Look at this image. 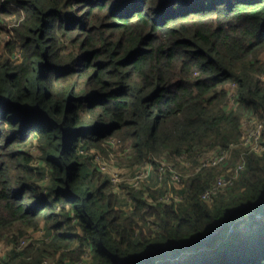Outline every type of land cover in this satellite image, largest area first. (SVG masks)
<instances>
[{
  "label": "trees",
  "instance_id": "trees-1",
  "mask_svg": "<svg viewBox=\"0 0 264 264\" xmlns=\"http://www.w3.org/2000/svg\"><path fill=\"white\" fill-rule=\"evenodd\" d=\"M0 16V264H264V131L261 152L240 146L244 113L264 117V0H0ZM126 149L184 172L178 200L155 169L121 205L92 151ZM204 149L245 153L209 197L220 163H183Z\"/></svg>",
  "mask_w": 264,
  "mask_h": 264
},
{
  "label": "rangeland",
  "instance_id": "rangeland-1",
  "mask_svg": "<svg viewBox=\"0 0 264 264\" xmlns=\"http://www.w3.org/2000/svg\"><path fill=\"white\" fill-rule=\"evenodd\" d=\"M11 19V22L13 21V18H9ZM5 21H8L7 19L3 18L2 16H0V26L1 28L6 31H8L6 28V26L4 25V22ZM9 23V22H8ZM8 23H5L6 25H8ZM11 25H13L11 23ZM2 39L7 37V35L5 36L4 35H1ZM8 38V37H7ZM260 59L262 61H264V51L261 53V56H260ZM263 77V80L264 81V75H262ZM261 78V79H262ZM239 105H240V102H239ZM238 105V106H239ZM226 107H228V109H233V105H231L230 103H227ZM236 107V110L238 109L237 106H234ZM244 109V108H243ZM250 112H246L244 113V115H247L249 114ZM243 115V116H244ZM241 147H243V145H240ZM244 148V147H243ZM205 153L206 155H204L203 157L199 158L198 157H192L191 160H183V163L186 165L187 164V169H185L186 171L189 170L188 168V165L190 163V166L191 164L193 163L192 161H195L196 159L198 160H206V159H210L211 157H214V155L217 153L216 150H205ZM128 152V149L124 150V151H119L118 153L117 152H110L109 154H106L108 156H105L101 153H96L95 150L92 151V158H93V161L94 163L96 164L95 166L98 168L99 171L102 172V169H100V166L102 164H104L107 168V172H104L105 174H107L106 176L108 177L109 181L111 182V184L113 185L114 187V184L112 182V178L116 175V172L120 173L119 174V177L121 180V182L117 185L118 186V193H119V200H120V203L121 205H123L124 207H128V205H131L133 204L132 201L130 200L129 198V191L128 190H131L132 188L133 189H138L139 187H131L129 185L133 175L135 174H138L139 171H142L144 170V163H142L141 165L139 166H134V167H131V165H129V163H127L125 161L126 158H128V156H126L125 154H127ZM240 159H241V154H238L236 156V154H234V150H230L228 152H226L225 154V158L224 160L220 163L219 166H217L219 172H220V175H219V179L221 178H232V176L234 175V171L235 169L239 166V162H240ZM151 160V163L148 164L152 167V171L154 173H156L155 169V165L154 163H165V164H168V165H172V169L175 171L176 175H179V177L182 178V175L184 174V172H182L181 170H178L177 168L175 169V167L173 166V162L172 163H166L165 162V157H160L159 156H156L154 155V157L150 158ZM140 167V168H139ZM186 175V174H184ZM161 183H164L163 185L165 186L166 189H169L168 191V194H169V197L172 196V198H175L176 197V194L174 193V187H173V180H172V177L170 174L166 175V177H163V180ZM143 186V184L141 185V187ZM172 189V190H170ZM39 235H41V230H38V231H35V232H32V233H29V236H32L34 238H37ZM27 242V241H26ZM10 251V247L9 245L7 244L6 241H2L0 242V258H3L5 257ZM42 264H53V261L52 259L48 258V260Z\"/></svg>",
  "mask_w": 264,
  "mask_h": 264
},
{
  "label": "built area",
  "instance_id": "built-area-1",
  "mask_svg": "<svg viewBox=\"0 0 264 264\" xmlns=\"http://www.w3.org/2000/svg\"><path fill=\"white\" fill-rule=\"evenodd\" d=\"M262 62L264 63V61ZM230 89H233V87H230ZM229 103L233 105L232 108L235 109L236 107L234 106L238 107L239 105L238 97L235 96L233 93H231ZM263 131H264V117H261L260 115L253 114V113L251 114L249 113L245 115L242 120V132H241V137H240L241 145H243L244 149L249 152H255V153L261 152L263 150V143L261 141ZM218 152L214 155V157H211L210 159L199 160L201 165L202 166H214V165L221 163L225 158L226 152H222V151H218ZM165 162L167 163L166 160ZM150 163H151L150 160H147L146 162H144V165H145L144 170L139 171L138 174L133 175L129 183L131 187H134V188L138 187L140 184V180L147 178L151 174L153 166L151 167L150 165H148ZM155 167H156V170L159 176V180H162L163 177H166V175L170 174L174 181V184L177 185V183L179 182V175H176L175 171L172 169L173 167L171 164L168 165L165 163H157ZM244 167H245V153H242L239 166L235 169L234 175L232 176V178H229V179L228 178H221V179L218 178L215 187H213L210 191L206 192L203 196L209 197L210 194L215 189L225 188L227 186H230L232 184V180L236 176L239 175V173L244 169ZM100 169H102V172H107V168L104 164L100 166ZM119 174L120 173L116 172V175L112 178V182L117 191H118L117 185L122 180L120 179ZM174 199L175 201L178 200L177 197H175ZM168 200H169V196L167 195L165 198V201H168ZM23 244L25 243L22 242L21 246Z\"/></svg>",
  "mask_w": 264,
  "mask_h": 264
},
{
  "label": "water",
  "instance_id": "water-1",
  "mask_svg": "<svg viewBox=\"0 0 264 264\" xmlns=\"http://www.w3.org/2000/svg\"><path fill=\"white\" fill-rule=\"evenodd\" d=\"M211 236V234H209V235H206V236H204V237H202V238H200V239H206V238H209ZM200 239H198V240H200Z\"/></svg>",
  "mask_w": 264,
  "mask_h": 264
}]
</instances>
